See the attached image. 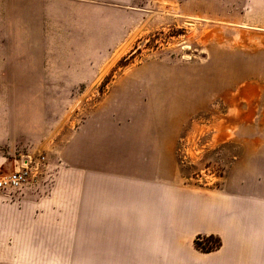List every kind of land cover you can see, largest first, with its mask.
Segmentation results:
<instances>
[{"label": "rangeland", "instance_id": "obj_1", "mask_svg": "<svg viewBox=\"0 0 264 264\" xmlns=\"http://www.w3.org/2000/svg\"><path fill=\"white\" fill-rule=\"evenodd\" d=\"M116 108L180 132L181 185L219 192L254 179L264 196V171L236 167L264 160V0H0V176L29 162L33 180L7 200L21 207L69 182V218L50 223L71 232L66 250L54 249L58 234L33 239L52 250H27L23 236L12 250L10 239L0 264L104 263L91 235L76 234L75 181L91 179L76 145L106 117L121 126Z\"/></svg>", "mask_w": 264, "mask_h": 264}, {"label": "crops", "instance_id": "obj_2", "mask_svg": "<svg viewBox=\"0 0 264 264\" xmlns=\"http://www.w3.org/2000/svg\"><path fill=\"white\" fill-rule=\"evenodd\" d=\"M175 91H180L176 84ZM176 103L174 110L180 106ZM116 111L121 126L106 117L77 138L80 165L90 170L91 179L75 181L76 191L71 192L80 221L76 234L91 235V250L98 257L106 253L103 264H264V196L259 182L241 181L239 188L219 192L181 185L175 157L180 132L164 131L158 122H143L139 115L128 120L124 108ZM256 160L243 156L236 167L264 171V160ZM4 164L0 157V171ZM66 184L58 181V190L42 198L28 193L21 207L11 205L0 192V246L5 248L12 239L18 243L12 250H20L18 239L23 236L27 250H52L49 241L36 244L33 239L58 234L65 238L54 249L66 250L71 232L50 223L69 218V192L62 190L69 187ZM210 236L220 240L219 248L201 253L195 240Z\"/></svg>", "mask_w": 264, "mask_h": 264}, {"label": "built area", "instance_id": "obj_3", "mask_svg": "<svg viewBox=\"0 0 264 264\" xmlns=\"http://www.w3.org/2000/svg\"><path fill=\"white\" fill-rule=\"evenodd\" d=\"M43 159L41 158L40 160L42 161ZM24 164V166L16 164L12 172L0 176V192L13 203L20 202V197H22L33 182L31 178L32 170L28 165L29 162H25ZM197 240L201 243V247H207L208 244H212L207 243L203 237H198Z\"/></svg>", "mask_w": 264, "mask_h": 264}, {"label": "trees", "instance_id": "obj_4", "mask_svg": "<svg viewBox=\"0 0 264 264\" xmlns=\"http://www.w3.org/2000/svg\"><path fill=\"white\" fill-rule=\"evenodd\" d=\"M206 242H207V243L215 242V243H218V244L220 245V240H219L218 238L213 237V236L208 237V238L206 239ZM195 247H196L197 249H199V250H203V249H205V248H202V247H201V243L198 242L197 239L195 240ZM208 252H209V251H208Z\"/></svg>", "mask_w": 264, "mask_h": 264}, {"label": "bare ground", "instance_id": "obj_5", "mask_svg": "<svg viewBox=\"0 0 264 264\" xmlns=\"http://www.w3.org/2000/svg\"><path fill=\"white\" fill-rule=\"evenodd\" d=\"M179 84H180V83H179ZM183 84H184L186 87H188V84H187V83H186V84H185V83H183Z\"/></svg>", "mask_w": 264, "mask_h": 264}]
</instances>
